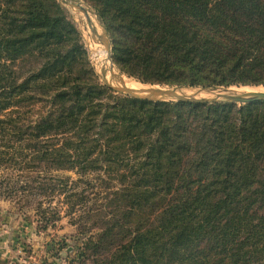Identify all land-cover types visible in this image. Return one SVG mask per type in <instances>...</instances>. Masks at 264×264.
I'll return each mask as SVG.
<instances>
[{
	"label": "trees",
	"instance_id": "1",
	"mask_svg": "<svg viewBox=\"0 0 264 264\" xmlns=\"http://www.w3.org/2000/svg\"><path fill=\"white\" fill-rule=\"evenodd\" d=\"M84 1L142 83L264 86V0ZM80 40L60 0H0V164L37 172L0 186L44 192L40 174L75 169L111 187L87 207L64 190L92 219L79 264H264V100L114 94Z\"/></svg>",
	"mask_w": 264,
	"mask_h": 264
},
{
	"label": "rangeland",
	"instance_id": "2",
	"mask_svg": "<svg viewBox=\"0 0 264 264\" xmlns=\"http://www.w3.org/2000/svg\"><path fill=\"white\" fill-rule=\"evenodd\" d=\"M83 2L90 8L92 24L98 32H102L96 13L84 0ZM66 7L80 32V42L86 51L87 59L99 81L104 84L105 79L102 77L101 71L106 72V70H98L96 60L100 59V51L105 49V46L92 35L85 20L79 17L81 13L78 14L76 9ZM112 66L115 68V73L123 76L125 80L131 79L140 83L134 77L123 73L114 62ZM106 80L114 86L118 85V82L114 79L110 80V77ZM140 84L146 87H168L147 83ZM240 87L246 86H229L227 88ZM252 87L262 86H249V88ZM214 90L223 92V87ZM112 92L120 94L113 90ZM39 172L43 171L39 170ZM21 173L22 176L19 178ZM36 173L35 171L29 173L18 170L16 167L5 163L0 164V181L7 178L12 180L19 178L22 179L19 184L21 186L24 184L23 181L29 178L28 176H35ZM49 176L53 179H45L43 174H40L39 177L45 180L46 184L54 185V187H47L44 192L35 188L36 190L30 194L29 187L0 186V251L4 254L5 260L10 257L8 259L9 264H79L78 247L83 243L85 236L78 234V231L83 224L89 226L92 219L81 222V218L79 219V215L82 214L80 204L76 206L74 212H67L68 206L63 198L64 190L71 189L75 192L84 190L87 196L85 204L87 207L90 205L99 206L104 203V193L109 191L111 187L106 190L102 184H99L95 174L82 175L75 169L55 170L49 173ZM62 180H66L65 185L62 184ZM38 203L41 205L40 209L45 210L43 217L39 214ZM55 214H58L59 218L49 222ZM95 228L92 227L91 231Z\"/></svg>",
	"mask_w": 264,
	"mask_h": 264
},
{
	"label": "water",
	"instance_id": "3",
	"mask_svg": "<svg viewBox=\"0 0 264 264\" xmlns=\"http://www.w3.org/2000/svg\"><path fill=\"white\" fill-rule=\"evenodd\" d=\"M62 4L68 6L70 8L76 9L79 12L84 14L86 24L92 33V35L98 39L104 46L105 50L108 54V59L113 65L112 61V45L111 39L108 32L107 27L100 21L97 17L98 24L102 28V32H98L91 20H90V8L85 5L83 0H60ZM112 69V67H111ZM102 77H105V73H101ZM116 80L118 82L117 86H114L105 79L104 84L109 87L111 90L116 93L125 94L130 97L138 98V99H146L152 101H192V102H206V103H235V104H245L252 103L260 100H264V91L261 92H250V93H234L230 89L224 86L223 92H215V88H207V87H194V86H168V87H158L151 86L146 88L145 90H134L125 86L124 81L122 80V76L117 73L110 74V80ZM142 83V82H140ZM151 85V84H150ZM264 87V86H262ZM197 90L199 92H204L210 95L197 97L193 95H187L185 93H178V90ZM213 93V94H212Z\"/></svg>",
	"mask_w": 264,
	"mask_h": 264
},
{
	"label": "bare ground",
	"instance_id": "4",
	"mask_svg": "<svg viewBox=\"0 0 264 264\" xmlns=\"http://www.w3.org/2000/svg\"><path fill=\"white\" fill-rule=\"evenodd\" d=\"M77 12H78V14L81 13V15L79 17L85 20L84 14L82 12H79V11H77ZM90 17H91V15H90ZM90 20H91V18H90ZM85 22H86V20H85ZM94 28H95V26H94ZM96 63H97V69L98 70H102V69L106 70V72L105 71H101V73H105L104 74L105 75L104 79H108L110 77V74L115 73V68H113V66L111 65V62L108 59L107 51L105 49H102L100 51V59L96 60ZM111 67H112V69H111ZM122 80L124 81L125 86L130 88V89L145 90L146 88H148V87H146V86H144V85H142L140 83L132 81L131 79L125 80L123 78V76H122ZM230 90L233 91L234 93H250V92H261V91H264V87H252V88H249V86L248 87L246 86V87L234 88V89H230ZM178 93H185L187 95H193V96H197V97L210 95V94H207V93H204V92H199L197 90L187 91V90H183V89L178 90ZM213 93H217V92L215 91Z\"/></svg>",
	"mask_w": 264,
	"mask_h": 264
},
{
	"label": "crops",
	"instance_id": "5",
	"mask_svg": "<svg viewBox=\"0 0 264 264\" xmlns=\"http://www.w3.org/2000/svg\"><path fill=\"white\" fill-rule=\"evenodd\" d=\"M4 257V254L0 251V264H9L8 259H10V257L7 260H5Z\"/></svg>",
	"mask_w": 264,
	"mask_h": 264
}]
</instances>
